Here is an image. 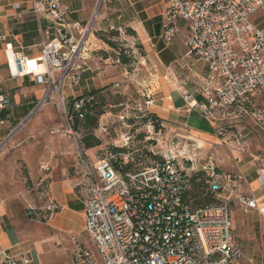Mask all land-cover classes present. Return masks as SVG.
<instances>
[{
	"label": "built area",
	"instance_id": "1",
	"mask_svg": "<svg viewBox=\"0 0 264 264\" xmlns=\"http://www.w3.org/2000/svg\"><path fill=\"white\" fill-rule=\"evenodd\" d=\"M103 1L97 0L94 16L82 24L67 20L68 7L62 0H30L32 14L49 26L44 27L45 33L49 34L51 25L59 29L56 36L42 42L36 56L6 55L15 76H29L45 89L28 117L45 105H54L69 133L75 134L64 90L81 85L84 44L101 21L98 11ZM164 11L161 40L170 45L179 30L178 20H184L186 55L208 69L209 80L199 87L205 100L199 105L201 115L212 121L218 114L232 118L233 107L246 106L256 96L263 98L262 104L252 102L243 111L256 127L264 129V29L253 19L264 14V0H168ZM108 27L115 29L111 24ZM73 106L82 118L84 103L74 102ZM6 108L7 100L0 95V125L6 123L2 118ZM216 134L225 139L236 170L218 173L212 153L206 156L199 170L206 175L205 189L218 198L202 206L187 198L191 187L188 170L193 167L182 168L175 156L126 170V157L117 159L111 154L91 162L79 150L88 187L83 205V236L88 243L71 235V259L59 264H235L244 253L232 234L231 201L257 211L264 264V202L254 197L240 169L246 158L254 161V186L264 191V156L248 151L245 135L238 129L218 125ZM242 184L249 188L248 193L240 190ZM28 209L31 220L43 219L41 212ZM45 209L50 216L57 205L50 202ZM31 263L27 251L11 254L0 244V264Z\"/></svg>",
	"mask_w": 264,
	"mask_h": 264
},
{
	"label": "crops",
	"instance_id": "2",
	"mask_svg": "<svg viewBox=\"0 0 264 264\" xmlns=\"http://www.w3.org/2000/svg\"><path fill=\"white\" fill-rule=\"evenodd\" d=\"M29 2L30 0H0V95L7 100V108L2 114L6 123L0 125V143L13 134L15 141L20 143L34 135L37 143L32 142L27 149L22 148L25 152L24 160L29 166L31 178L35 180L33 190L40 187V184L45 186L47 198L38 196L37 191L33 193L36 201L33 209L44 215L41 221L25 217L23 201L16 194L19 189L13 180L8 179L6 171L0 165V244L11 254L27 251L32 258L31 264H59L71 259V235L82 237L88 243L83 236V205L88 187L83 175L82 179L77 177L78 173L84 174L86 168L79 157L74 155L70 138L56 132L64 124L54 118L50 107L28 117L44 93L43 86L35 84L29 76H15L13 68L7 64L6 55L10 52L36 56L41 50L42 42L57 35V25H51L49 34L45 33L44 27L49 26L32 14ZM96 2L97 0H62V5L68 7L69 22L86 24L95 14ZM167 2L168 0H104L98 11L101 21H97L95 27L98 30H106L110 24L116 30L129 27L138 40L143 44L146 42L151 55L156 58V67L162 71L151 109L160 118L163 128L174 131L178 136H183L184 131L187 139L198 149H206V156L212 153L214 162H218L223 159V152L227 148L223 143L225 139L217 136L216 127H234L245 135L249 152L264 156V129L256 127L249 113L243 111L245 107L248 110L252 102L261 105L263 98L255 96L250 102H246V106L233 107L230 111L232 118L218 114L212 121L201 115L199 105L205 100L199 87L208 82L209 72L202 61L186 55L184 36L187 25L184 20H178L179 30L172 36L170 45L161 40L162 17ZM253 19L264 29L263 13L254 15ZM87 69L89 67L82 68V89L67 87L64 90L66 97L81 96L84 91H89V84L84 82L87 75L84 72ZM56 112L58 113L57 110ZM44 127L54 130L48 133L43 130ZM93 149L84 148L83 151L91 162L97 160ZM254 165V161L246 158L240 169L251 184L254 197L264 202V191L254 186ZM234 170L235 165L232 171ZM39 176L40 183L36 179ZM21 194L23 198L31 196L29 191ZM25 201L28 202L27 199ZM50 202L57 205V210L48 216L50 212L45 208ZM243 212L241 218L238 216L235 219L232 210V234L244 253L235 264H262L259 233L261 220L255 209H243ZM238 224L239 229H236Z\"/></svg>",
	"mask_w": 264,
	"mask_h": 264
},
{
	"label": "rangeland",
	"instance_id": "3",
	"mask_svg": "<svg viewBox=\"0 0 264 264\" xmlns=\"http://www.w3.org/2000/svg\"><path fill=\"white\" fill-rule=\"evenodd\" d=\"M93 28L84 44L85 49L82 54L85 59L81 68L89 67L84 72L87 74L84 82L89 84V91L84 92L95 91L93 97L95 101L87 98L83 103L87 105L86 102H91L89 107L97 105V110L101 111L97 124L89 127L83 123L76 124L75 127L71 124L72 132L75 134L69 133L66 121L62 120L59 112L57 113L51 104L41 107L31 116L50 107L54 118L63 121L64 124L56 132L70 138L76 156L79 150L84 151L83 136L91 134L90 141L93 142L94 138L99 140V145L93 147L96 159L116 154L117 159L126 157L131 168H144L159 162L164 156H175L182 168L193 167V170H188V174L199 171L206 156V149H198L186 138L187 133L184 131H182L183 136H178L174 131H167L163 126H160V130L155 129L151 122L149 115L153 114L151 109L153 97L159 88L162 71L156 67V58L151 55L146 42L143 44L125 28L121 30L109 28L98 30L95 26ZM83 84L82 82L81 86L74 90L82 89ZM151 125L153 128L150 127ZM43 130L50 133L54 129L44 127ZM15 139L13 134L0 144V157L3 156L0 158V165L3 171H6L8 179L13 180L16 188L19 189L16 194L23 201L25 217L29 218L26 214L28 208L36 207L33 193L37 191V195L42 196L43 199L47 198V194H45V186L41 184L33 190L35 180L30 176L29 166L24 160L25 152L22 150L24 147L27 149L26 147L32 142L37 143V139H34V135L28 136L21 143L16 142ZM117 148H121L122 151ZM214 163L217 165L218 173L234 169L228 150L223 152V159ZM82 175L83 172L78 173L77 177L82 179ZM40 178V176L36 178L38 183L41 182ZM240 188L248 193L249 188L245 185L242 184ZM23 191H29L31 196L23 198L21 194ZM217 198L212 195L206 203H213ZM231 208L233 218L236 219L238 216L241 218L244 215L242 207L236 202L231 201ZM239 226L238 224L236 229H239ZM246 253L249 254L247 251Z\"/></svg>",
	"mask_w": 264,
	"mask_h": 264
},
{
	"label": "trees",
	"instance_id": "4",
	"mask_svg": "<svg viewBox=\"0 0 264 264\" xmlns=\"http://www.w3.org/2000/svg\"><path fill=\"white\" fill-rule=\"evenodd\" d=\"M116 30V29H115ZM126 30L129 34H134V31L130 29L129 27H126ZM109 44H112V42L106 41ZM95 91H90L88 93L84 92L82 93L81 96H76V97H71L68 98V103H69V113L68 117L71 120V124L75 127L76 124L78 125L79 123H83V125L89 127V126H94L97 124L98 121V116L101 111L97 110V105H93L89 107L91 102H86L87 105L83 106V115L82 118L78 117L77 111L74 110V102H84L87 101V98H90V101H95L94 100V94ZM151 118V122L153 123L155 129L160 128L161 126V120L159 117L155 116L154 114L149 115ZM89 135H84L82 138V143L84 144L85 148H91L99 145V140H96L94 138V141H90L89 137H92ZM117 150L122 151L121 148H117ZM157 158L156 156H154ZM116 167L120 168L119 164L115 161H111ZM130 164L125 166L124 168L127 170L129 169ZM190 182H191V187L190 191L187 193V198L190 200L193 205L195 206H202L205 205L206 200L210 197H212V194L205 189V180H206V175L202 171H195L190 174Z\"/></svg>",
	"mask_w": 264,
	"mask_h": 264
}]
</instances>
